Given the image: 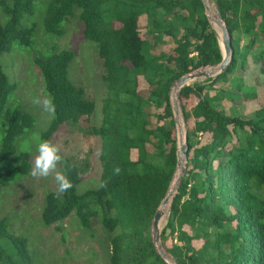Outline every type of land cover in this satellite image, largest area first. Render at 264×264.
Returning a JSON list of instances; mask_svg holds the SVG:
<instances>
[{
  "label": "trees",
  "instance_id": "1",
  "mask_svg": "<svg viewBox=\"0 0 264 264\" xmlns=\"http://www.w3.org/2000/svg\"><path fill=\"white\" fill-rule=\"evenodd\" d=\"M213 2L231 34L233 57L225 70L207 77L209 89L196 81L179 88L188 148L160 238L176 264H264V105L243 117L221 102L256 96L255 84L243 77L246 53L257 64L256 82L264 78V0ZM37 3L0 0V56L17 47L32 51L46 97L56 106L55 118L39 136L49 138L62 124L78 122L95 109L94 100L70 77L74 52L49 42L64 32L68 17L76 16L83 36L95 44L106 89L101 122L91 131L100 139L99 182L107 187L79 190L88 162L66 160L62 170L73 187L59 199L56 187L45 192L40 222L65 235L60 221L73 213L95 236L96 221L108 264H169L155 248L151 220L178 173L170 91L183 73L221 60L217 29L202 0H40L38 24L31 19ZM140 16L146 18L144 31ZM37 30L48 40L41 48L35 46ZM1 61L0 112L16 88ZM139 77L147 87L139 86ZM220 80L231 89L217 87ZM0 121V179L26 174L31 153L16 140L33 131L36 117L16 105ZM116 167L119 175L113 173ZM0 264H33L28 239L11 232L5 217H0Z\"/></svg>",
  "mask_w": 264,
  "mask_h": 264
},
{
  "label": "rangeland",
  "instance_id": "2",
  "mask_svg": "<svg viewBox=\"0 0 264 264\" xmlns=\"http://www.w3.org/2000/svg\"><path fill=\"white\" fill-rule=\"evenodd\" d=\"M210 3L215 9L213 0ZM40 8V0H38L31 16V19L35 20L37 24L40 23ZM139 26L141 31L147 28L145 16L139 17ZM213 27L215 26L213 25ZM215 28L220 31L217 26ZM63 29L64 32L61 35L52 36L49 42L53 41L59 47H66L74 52L69 69L70 77L76 84L84 88L88 98L94 100V111L78 122L62 124L49 138H41L39 131L47 127L50 118L42 111L41 107L32 104V98H46L44 84L38 67L32 61L31 49L17 47L0 56L4 70L8 73L10 79L16 83V88L9 93L0 112V118L3 120L16 105H23L30 110L35 115L36 122L33 131L24 132L18 136L16 140L18 147L30 151L32 166L37 154L36 147L43 140L51 141L59 147L62 156V161L58 164V170L60 171H63V164L66 160L81 165H83L84 160H87L88 167L81 173L78 184V189L83 190L86 187L97 186L99 182L98 153L100 139L92 133L91 126L98 125L101 122V102L106 95V89L101 79L103 72L101 58L97 54L95 44L83 36L81 21L76 16H70L65 20ZM36 35L35 46L41 48L44 46L43 41L48 42V40L41 31L37 30ZM235 35L236 37L241 36L238 31L235 32ZM165 39L170 40V37L165 36ZM244 40L245 37L241 36L240 41L243 42ZM246 59L248 64L243 77L245 83L255 84L256 96L251 99H243L240 103L225 97L221 100L226 111L231 112V109H234L236 113L243 117L252 116L256 108L264 105V78H260L256 82L253 77L257 64L252 61L251 52L246 53ZM215 66L216 64L206 65L202 68L207 70ZM213 72L208 76L195 77L190 82L205 83L206 88L209 89L210 80H207V77L215 76L216 72ZM216 85L217 87L231 89L228 82L223 83L221 80ZM216 85L210 87L209 91L211 93H214L217 89ZM139 86L142 88L147 87V82L142 77H139ZM170 92L172 99V93L175 94L173 86ZM179 121L181 136L183 137L185 128L180 108ZM175 130L178 138L179 131L176 123ZM2 133L3 127L0 130V139ZM238 134H240L239 129ZM135 155L136 153L133 151L132 157H135ZM31 169L26 174L12 177L5 176V178L0 179V217L6 218L11 232L23 235L28 239L29 247L32 250L33 264H108L107 246L103 239L104 233L96 221L93 222L95 236H90L79 226L77 217L73 213L60 221L65 235L56 229L54 224L46 226L40 222L44 194L47 190L57 187V185L54 175L47 178H36L31 175ZM177 175L172 186H177L174 184H177ZM172 186L170 192L174 187ZM168 209L160 222L161 227L166 221ZM199 243L200 241L194 240V245H199Z\"/></svg>",
  "mask_w": 264,
  "mask_h": 264
},
{
  "label": "water",
  "instance_id": "3",
  "mask_svg": "<svg viewBox=\"0 0 264 264\" xmlns=\"http://www.w3.org/2000/svg\"><path fill=\"white\" fill-rule=\"evenodd\" d=\"M203 5L206 9V14L209 19V21L213 24L218 25L219 27V36H220V45L222 48V58L221 60L216 64L215 67H213L212 71H207L202 67H197L192 70H189L182 75L178 77V79L174 82L173 88L176 89L175 94L172 93L173 97L171 99V105H172V110H173V115H174V121L176 123L177 129L179 131V137H178V148H177V168L179 169L178 175H177V185L179 183V180L185 170V155L187 152L188 145L186 143V131H184L183 137L181 136V124L179 121V103H178V93H179V88L184 85L188 84L190 80H192L195 77L198 76H208L210 75L213 71L216 72V74L220 71H223L227 68L228 64L232 60L233 57V48L231 46V34L222 18L221 13L219 10L215 7V19L211 17L207 13V5L205 0H202ZM217 29V28H216ZM213 72V73H214ZM181 154L183 155V163L180 164L181 162ZM177 187V186H176ZM173 195V194H171ZM168 199L171 200V196L168 194V191L166 195L162 198L160 204L157 206L155 209L152 220H151V232H152V240L155 245V248L157 252L169 263V264H176L174 259L167 253V251L164 249L162 243H161V238H160V231H161V219L165 213V210L160 207L161 203L167 201ZM170 256H168V255Z\"/></svg>",
  "mask_w": 264,
  "mask_h": 264
},
{
  "label": "clouds",
  "instance_id": "4",
  "mask_svg": "<svg viewBox=\"0 0 264 264\" xmlns=\"http://www.w3.org/2000/svg\"><path fill=\"white\" fill-rule=\"evenodd\" d=\"M32 104L41 107L42 111L46 113L50 119L55 118L56 106L51 97H46L44 99L33 97ZM36 153L31 175L36 178H47L50 175H54V180L57 185L55 198H62L63 195L73 187V183L63 171L58 170V164L62 161L59 147L51 141L43 140L38 143ZM120 171V168L116 167L113 173L114 175H119ZM98 187L105 188L107 185L105 182L101 181Z\"/></svg>",
  "mask_w": 264,
  "mask_h": 264
},
{
  "label": "bare ground",
  "instance_id": "5",
  "mask_svg": "<svg viewBox=\"0 0 264 264\" xmlns=\"http://www.w3.org/2000/svg\"><path fill=\"white\" fill-rule=\"evenodd\" d=\"M212 1V0H211ZM210 0H205V2H206V5H207V13L211 16V17H213V19H215V9L213 8V6H212V4L210 3L211 2ZM213 25L216 27H218V25L217 24H215V22H213ZM219 28V27H218ZM205 70H206V68H205ZM213 70V67H211L210 69H207V71H212ZM174 91H176V89H174ZM174 93V92H173ZM183 155L181 154V162H180V164H182L183 163ZM179 169L177 168V171H178ZM177 173V172H176ZM175 185H177L176 183H174ZM174 186V185H173ZM172 186V187H173ZM175 189H176V186H174L173 187V189H172V191L170 192V190L168 191V194L170 195V196H172L171 194H173L174 193V191H175ZM170 202V199H168L167 201H165V202H163V203H161V205H160V207L161 208H163L164 210H165V213L164 214H166V212H167V209H168V203ZM164 216L165 215H163V217H162V219L164 218ZM162 219H161V221H162Z\"/></svg>",
  "mask_w": 264,
  "mask_h": 264
}]
</instances>
